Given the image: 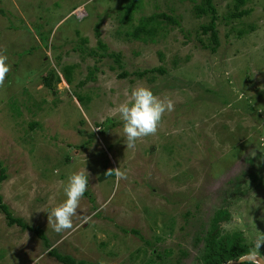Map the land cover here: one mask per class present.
<instances>
[{
	"label": "rangeland",
	"instance_id": "374dc122",
	"mask_svg": "<svg viewBox=\"0 0 264 264\" xmlns=\"http://www.w3.org/2000/svg\"><path fill=\"white\" fill-rule=\"evenodd\" d=\"M132 1L0 0V52L12 69L0 88V202L52 249L91 264H196L220 209L231 214L220 235L241 232L253 244L264 234V0H248L251 13L229 21L234 0H214L216 52L198 0H140L127 20ZM161 14L180 26L128 37ZM152 68L165 73L136 75ZM139 85L174 110L156 135L127 148L112 109ZM117 168L127 179L106 174ZM83 169L88 190L73 229L58 234L47 212L66 198L61 182ZM48 252L0 209V264H61Z\"/></svg>",
	"mask_w": 264,
	"mask_h": 264
},
{
	"label": "trees",
	"instance_id": "16d2710c",
	"mask_svg": "<svg viewBox=\"0 0 264 264\" xmlns=\"http://www.w3.org/2000/svg\"><path fill=\"white\" fill-rule=\"evenodd\" d=\"M247 1L248 0H234V11L230 13L229 15H227L226 20L227 21L233 20V19L238 20L246 15H249L251 11L244 9ZM139 2L140 0H134L126 7L128 8L127 9L128 11L126 13L127 20L131 19L130 15H132L133 11L139 7L138 6ZM194 8H195L196 14L199 17H206L209 19V21L205 25L202 26V29L205 34H209V32L211 33V36H210L211 45L209 44L206 47H210L212 51L216 52L217 48L220 45L219 33L217 29V19H218L217 6L215 5L214 0H200V1L198 0L195 3ZM165 21H169L176 27L180 26V22L177 19L170 17L166 14L153 15V17L149 19H143L141 21V25L138 26L134 32L128 33V37H132L133 39H136V40L151 39L152 37L156 35L158 29L162 28L160 26L163 23H165ZM245 31L247 33L248 30H245L244 27L237 30V36L242 38V36L245 34ZM98 35H100V31L98 32ZM99 49H101L102 51H106L107 47L104 43L100 42ZM93 51H94V54L97 53V52L95 53V50ZM110 56H112L116 60V62L119 64V66L122 67L121 58L119 54L112 53L110 54ZM73 70H74L73 67L66 68L63 70L64 78L66 79L68 83H71L73 81ZM157 72L164 74L165 70L163 68H152L150 70H144L142 72H138L136 75L139 78H143L144 76H147L149 74L154 75ZM92 75H94L93 72L91 73L89 80L94 79ZM121 76L126 77V76H129V74L127 72H124ZM53 78H54V71H51L50 75L44 78V82L46 86L49 89L52 88V90L54 89L53 83H52ZM153 78L155 79V77ZM78 100L80 102L86 101V99L82 97L81 95L79 96ZM18 113L21 114L20 111ZM35 126L36 124H33L32 128H35ZM0 209L5 214L6 219L8 220L9 226L18 225L24 230L29 229L31 232L36 233L37 236L44 241L46 248L49 250L48 252L49 256L54 257L59 263L61 264H91L86 261H78L70 255L62 254L56 248L52 249V246L50 245L48 238L46 237L44 232H42V230L29 227V225H27L22 218L15 217L13 213L9 210L8 206L2 204V202H0ZM230 219H231V214L228 210L220 209L216 211V214L212 220L211 229L201 239L202 242H205V248H204L203 254L198 258L196 264H227L230 261L238 260V258L241 257L243 253H246L253 246V244L246 242L241 232H233L227 235H220L223 231L222 224L225 222H229ZM123 231L127 232L126 229H123ZM131 232L134 235L140 234L136 230H131ZM197 240L199 241L200 238L198 237ZM50 248L52 250H50ZM158 257L161 258L159 254H158Z\"/></svg>",
	"mask_w": 264,
	"mask_h": 264
},
{
	"label": "clouds",
	"instance_id": "9594fccd",
	"mask_svg": "<svg viewBox=\"0 0 264 264\" xmlns=\"http://www.w3.org/2000/svg\"><path fill=\"white\" fill-rule=\"evenodd\" d=\"M7 61L8 56L0 52V88L4 87L7 75L12 70ZM173 110L174 104L171 99L162 98L143 85L133 87L127 99L112 109L122 123L124 143L127 148H133L137 141L145 137L156 135L164 115ZM106 174H114L117 181L127 179L126 173L120 168L111 169ZM89 175L83 169L71 173L66 182H61L66 198L47 212L48 227L56 233L73 229V217L77 215L80 201L88 190ZM262 247H264V234L261 233L255 238L253 246L243 253L235 264H264L260 252ZM229 264H233V261Z\"/></svg>",
	"mask_w": 264,
	"mask_h": 264
},
{
	"label": "water",
	"instance_id": "95a60500",
	"mask_svg": "<svg viewBox=\"0 0 264 264\" xmlns=\"http://www.w3.org/2000/svg\"><path fill=\"white\" fill-rule=\"evenodd\" d=\"M261 259L264 260L262 257H261ZM236 261H237V260H236ZM227 264H229V262H228ZM233 264H235V261H233Z\"/></svg>",
	"mask_w": 264,
	"mask_h": 264
}]
</instances>
